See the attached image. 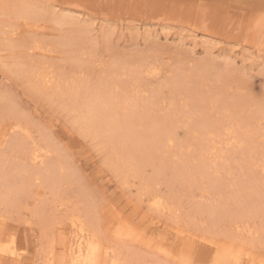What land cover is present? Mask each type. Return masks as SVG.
I'll return each mask as SVG.
<instances>
[{"label":"rangeland","instance_id":"obj_1","mask_svg":"<svg viewBox=\"0 0 264 264\" xmlns=\"http://www.w3.org/2000/svg\"><path fill=\"white\" fill-rule=\"evenodd\" d=\"M71 35L77 53L57 45ZM98 95L137 136L85 126ZM263 105L264 0H0V247L23 249L0 264H69L94 241L99 264H264Z\"/></svg>","mask_w":264,"mask_h":264},{"label":"bare ground","instance_id":"obj_2","mask_svg":"<svg viewBox=\"0 0 264 264\" xmlns=\"http://www.w3.org/2000/svg\"><path fill=\"white\" fill-rule=\"evenodd\" d=\"M23 6V5H22ZM21 7V6H20ZM26 12H20L16 17H17V19L16 20H18L19 21V25H20V27L23 29V30H33V29H37L38 28V26H39V23L41 22V20H42V18H43V14H40V13H36V12H33L32 10L30 11V10H25ZM53 22H54V24L56 23V24H58V25H60V24H62V23H66L63 19L61 20V19H58V18H54V20H53ZM78 33L80 32V31H77ZM80 34H82V33H80ZM71 37H73V38H71ZM76 40H75V37H74V35L72 36H66L65 38H64V40L63 41H61L60 43L58 42L57 43V45L58 46H60V47H65V48H67V47H74L73 45L75 44L76 45V48L74 49V52H78L79 50H78V47H77V41L75 42ZM44 70V69H43ZM201 72H203V71H201ZM40 73V72H39ZM204 74V73H203ZM188 75V74H187ZM196 75V74H195ZM44 76H46V75H37V77H43L44 78ZM201 76H202V73H201ZM196 79V78H195ZM50 80V79H49ZM48 80V81H49ZM52 81V80H51ZM50 81V82H51ZM43 84H46V83H43ZM53 85V84H52ZM174 85V84H173ZM47 87H48V84L46 85ZM43 88H45V87H43ZM48 89V88H47ZM59 89V88H58ZM95 93V92H94ZM98 94H100L99 92H98ZM104 95V94H103ZM103 95H101V97L98 95V97H96V98H89V97H86V96H84V98H83V100L82 101H80V117H81V120H82V122L85 124V126L88 128V129H90L92 132H96V130H98L99 128H102L105 132L104 133H108L109 131L110 132H113V133H117V132H121L122 134H125L126 136H129V135H132V136H137L136 134H137V132H136V128H137V126H136V124H135V121L133 120V119H130L129 120V117H128V120L127 121H124V122H122V123H119V122H116L115 121V119H108V117H109V115H108V113H109V110H108V108H107V106H111L112 104H110V103H108V101H106L105 99H102V98H104V96ZM106 95V94H105ZM83 97V96H82ZM76 100V99H75ZM123 101V100H122ZM124 102V101H123ZM263 102V101H262ZM231 104V103H230ZM229 104V105H230ZM260 104H262V103H260ZM203 105V104H202ZM233 105V104H232ZM236 105H238V103L236 104ZM241 105H242V103H241ZM245 104L243 103V106H244ZM226 106H227V104H226ZM226 106H225V108H226ZM239 106V105H238ZM254 106V105H253ZM257 107H259L258 105H256ZM260 106H262V105H260ZM264 106V105H263ZM233 107V106H232ZM242 107V106H241ZM245 107V106H244ZM244 107H243V109H244ZM252 107V106H251ZM125 108V107H124ZM123 108V109H124ZM229 108V107H228ZM234 108V107H233ZM232 108V109H233ZM255 108V107H254ZM259 109V108H258ZM202 110V109H201ZM229 111H231V110H229ZM229 111L227 112L226 110H224V112H220V113H222V114H220V115H223V114H225V119L224 120H228L229 122H230V120L229 119H231V117H229L228 115L230 114L229 113ZM260 111H261V113H263V111L260 109ZM236 112V111H235ZM125 113V112H124ZM218 113H219V111H218ZM227 113H228V115H227ZM234 113V112H233ZM237 114V113H236ZM249 114V113H248ZM186 115V114H185ZM226 115L229 117V118H227L226 117ZM238 115V114H237ZM259 115V114H258ZM142 116V115H141ZM178 116V115H177ZM217 114H215V116H214V119H213V121L217 118V117H220L219 115L217 116ZM254 116H256V115H254ZM261 116H262V114H261ZM224 117V116H223ZM236 117V116H235ZM142 118V117H141ZM188 118V117H187ZM144 119V118H143ZM218 119V118H217ZM216 119V120H217ZM240 119V118H239ZM243 119V118H242ZM186 120V119H185ZM215 120V121H216ZM220 120H222V119H220ZM232 120V122H231V124H233V123H235L236 121L234 120V119H231ZM237 120V119H236ZM246 120V119H245ZM244 120V121H245ZM205 121V120H204ZM207 121V120H206ZM227 121V123H229ZM234 121V122H233ZM240 121V120H239ZM238 121V124L239 123H241V122H239ZM246 121H248V120H246ZM176 122H178V120L176 121ZM188 122V121H187ZM190 122V121H189ZM127 123V124H126ZM142 123V122H141ZM151 123V122H150ZM223 123V122H222ZM224 123H225V121H224ZM223 123V124H224ZM226 123V124H227ZM192 124V123H191ZM209 124V123H208ZM222 124V125H223ZM230 124V123H229ZM228 124V125H229ZM231 124H230V126H228V127H226L227 129L228 128H230L231 127ZM142 125V124H141ZM157 125V124H156ZM235 125H237L236 123H235ZM240 125V124H239ZM238 125V126H239ZM214 126V125H213ZM217 126H218V123H217ZM220 126V125H219ZM251 125H246V129H249L248 127H250ZM154 127V126H153ZM152 127V128H153ZM206 128V125L204 124V122L203 121H200V122H198L197 123V125H196V128L200 131L201 129H202V131H203V128ZM204 128V129H205ZM219 128V127H218ZM225 128V129H226ZM232 128L233 127H231L230 129L232 130ZM235 128H239V127H235ZM145 129V128H144ZM155 129V128H154ZM209 129V128H208ZM213 129V128H212ZM211 129V130H212ZM215 129V128H214ZM221 130H222V132H224L223 130H224V128L223 127H221L220 128ZM150 130V129H149ZM206 130V129H205ZM204 130V131H205ZM210 130V129H209ZM211 130H210V132H211ZM151 131V130H150ZM173 131V130H172ZM227 131V133L230 131H228V130H225V132ZM245 131V130H244ZM152 132V131H151ZM215 132H217V131H215ZM237 132V131H236ZM173 132H171V130L170 129H168V127L167 126H163L162 128H160V129H158L157 130V132H156V134H155V136L153 137V139L155 140L154 141V143L156 144V146H157V148H159V149H161L162 147H163V145H164V143H167L169 140H170V137H171V134H172ZM205 133H207V131H205ZM220 132H217V135H219V137L222 139V137H224V134L222 135V137H221V135L219 134ZM227 133H225V134H227ZM235 132H233V135H235L234 134ZM244 133V134H243ZM242 133V135H243V137L245 136H247V130L245 131V132H243ZM246 133V134H245ZM209 134H213L214 135V133H209ZM229 134V133H228ZM1 135V134H0ZM199 135V134H198ZM213 135H212V137H213ZM216 135V138L218 137ZM230 135V134H229ZM241 135V136H242ZM174 136V135H173ZM209 136V135H208ZM239 136V135H238ZM203 137H205V136H203ZM211 137V138H212ZM214 137H215V135H214ZM206 138H207V136H206ZM209 138H210V136H209ZM220 138H217L218 140H220ZM231 138V137H230ZM232 138H234V137H232ZM242 138V137H241ZM106 139V138H105ZM236 139L237 140H239L240 141V139H238V137H236ZM246 139H247V141L249 142V141H252V140H250V138H244V140L246 141ZM249 139V140H248ZM133 140H134V138H133ZM193 140V139H192ZM204 140V139H203ZM216 140V139H215ZM235 140V139H234ZM242 140H243V138H242ZM243 140V142H245ZM173 141V140H172ZM207 141V140H206ZM222 141V140H221ZM137 142V141H136ZM144 142H145V140H144ZM149 142V141H148ZM204 142H205V140H204ZM211 142V141H210ZM241 143H243L242 141H240ZM255 142V141H254ZM150 143V142H149ZM208 143V142H207ZM212 143V142H211ZM169 144V143H168ZM172 144V143H171ZM200 144V143H199ZM203 144V143H202ZM206 144V143H205ZM208 144H210V143H208ZM215 144V145H214ZM213 144V146L214 147H212V149H214L215 148V146L217 145V143H214ZM237 144H239L240 145V143L238 142V143H236V145ZM250 145V142H249V144L246 142V143H243V145H244V147H245V145ZM133 145H135V143H133L132 144V146ZM239 145H237V147H239ZM243 145L242 146H240L239 148H243ZM246 145V146H247ZM252 145L254 146V143L252 142ZM210 146H212V145H210ZM261 146V145H260ZM165 147H167V146H165ZM198 147V146H197ZM200 147V146H199ZM199 147H198V149H199ZM236 147V148H237ZM257 147V146H256ZM143 148V147H142ZM209 148V147H208ZM249 148V147H248ZM247 148V150H249ZM196 149V148H195ZM205 149H206V147H205ZM210 149V148H209ZM212 149H210L209 151L207 150V154H211V151H212ZM255 149H257V148H254V150ZM202 149H200V152H202L201 151ZM215 150H218V152L221 150H219V148H216ZM242 150V149H241ZM214 151V150H213ZM140 152V151H139ZM156 152V151H155ZM218 152H216V153H218ZM242 152V151H241ZM241 152L239 153V154H241ZM247 152V151H246ZM245 152V153H246ZM248 152H250V151H248ZM248 152H247V155H249L248 154ZM258 152V151H257ZM262 152H264V149H263V151ZM154 153V152H153ZM158 153H160V152H157L156 154H158ZM203 154L205 153V151H203L202 152ZM215 153V154H216ZM220 154H221V152H219ZM251 153H254V151L253 152H251ZM121 154H123V153H121ZM202 154V155H203ZM243 154V153H242ZM152 155V154H151ZM159 155V154H158ZM163 155V154H162ZM205 155V154H204ZM212 155H213V153H212ZM256 155V154H255ZM264 156V154L262 153L261 154V156ZM120 156V155H119ZM149 156V155H148ZM156 156V155H155ZM213 156H215V155H213ZM236 156H237V154H236ZM121 157V156H120ZM201 157V156H200ZM210 157V156H209ZM220 157V156H219ZM247 157V156H246ZM254 157H256V156H254ZM145 158V157H144ZM150 158V157H149ZM240 158V157H239ZM33 159V158H32ZM35 159H36V157H35ZM152 159V158H151ZM154 159V158H153ZM221 159V158H220ZM233 159V158H232ZM215 160V159H214ZM214 160H212V161H210V162H212V164L211 165H213V163L215 164V162H214ZM240 160V159H239ZM245 160V159H244ZM243 160V161H244ZM257 160V159H256ZM137 161V160H136ZM151 161V160H150ZM149 161V162H150ZM195 161V160H194ZM233 161V160H232ZM235 161V160H234ZM234 161L232 162L233 164H234ZM250 161V160H249ZM247 162V164H250L249 166L250 167H252L253 168V166H256V165H253V164H251L250 162ZM138 162V161H137ZM163 162V161H162ZM198 162V161H197ZM224 163V162H223ZM223 163H222V165H223ZM236 163V162H235ZM246 163V162H245ZM244 163V164H245ZM142 164V163H141ZM190 164V163H189ZM195 164V163H194ZM202 164H204V162L202 163ZM218 164H221V162L220 163H218ZM240 164H243L242 163V161H241V163ZM246 164V165H247ZM258 164H261V163H258ZM153 165V164H152ZM191 165V164H190ZM197 165V164H196ZM220 166V167H222L223 169H225V167H223V166ZM141 166H143V165H141ZM149 166V165H148ZM154 166V165H153ZM152 166V167H153ZM157 166H158V164H157ZM155 167V166H154ZM153 167V168H154ZM195 167V166H194ZM193 167V168H194ZM219 167V168H220ZM196 168V167H195ZM201 168V167H200ZM199 168V171H201V172H204V171H202L203 169H206V167L205 166H203V169H200ZM210 168V167H209ZM255 169L256 168H258V167H254ZM262 168H264L263 167V165H262ZM215 169H218V168H215ZM185 170V169H184ZM212 170H214V166H213V169ZM211 170V171H212ZM220 169H218V171H215L216 173L218 172H221L222 171V169H221V171H219ZM238 170H240V169H238ZM250 170V169H249ZM157 171V170H156ZM183 171V170H182ZM190 171V170H189ZM137 172V171H136ZM205 172H206V170H205ZM213 172V171H212ZM214 172V173H215ZM228 172V171H227ZM230 172V171H229ZM244 172V171H243ZM252 172V171H251ZM174 173H176V171L174 172ZM190 173V172H189ZM207 173V172H206ZM210 173V172H209ZM224 173H225V171H224ZM26 174V173H25ZM141 174V173H140ZM181 174H183L182 172H181ZM202 174V173H201ZM220 174V173H219ZM218 174V175H219ZM136 175V174H135ZM139 175V174H138ZM178 175V174H177ZM206 175H209L210 176V174H206ZM227 175V174H226ZM204 176L205 175H203L202 174V178L203 179H205L204 178ZM216 176V175H215ZM219 176H221V175H219ZM219 176H217V178H219ZM206 177V176H205ZM255 177H257L258 178V176H256V174H255ZM182 178V177H181ZM210 177H208V179H209ZM245 178V177H244ZM254 179H256V178H254ZM260 179H262V176H260L259 177V179L258 180H260ZM220 180H221V178H220ZM258 180H257V182H258ZM206 181V180H205ZM209 181L211 182L212 180L211 179H209ZM214 181V180H213ZM213 181H212V183H213ZM243 181V180H242ZM264 181V180H263ZM215 182H216V179H215ZM251 182V181H250ZM256 181H254V182H251V183H253V185H256V184H254ZM209 183V182H208ZM217 183V182H216ZM218 184V183H217ZM244 184V183H243ZM257 184H259V183H257ZM263 184V183H262ZM211 185V184H210ZM213 185V184H212ZM221 186L223 185V186H226V185H224V184H220ZM238 185V184H237ZM249 185V184H248ZM260 186H261V184H259ZM219 186V185H218ZM222 186V187H223ZM228 186V185H227ZM230 186V185H229ZM231 186H234V184L232 185L231 184ZM239 186V185H238ZM235 187V186H234ZM244 187V186H243ZM251 187V186H250ZM257 187V186H256ZM263 187V186H262ZM220 188V187H219ZM225 188V187H224ZM228 188V187H227ZM235 188H240V187H235ZM235 188H233L232 190H235ZM241 189V188H240ZM248 189H249V187H248ZM248 189H247V191H246V193L247 192H249L248 191ZM213 190H215V189H213ZM218 190V189H217ZM232 190H231V192H232ZM236 190H239V189H236ZM246 190V189H245ZM254 190V189H253ZM251 191V190H250ZM254 191H258V189L257 190H254ZM228 192V191H227ZM233 192H235V191H233ZM240 192V191H239ZM252 193H253V191H251ZM261 192V191H260ZM264 192V191H263ZM236 193H237V191H236ZM250 193V192H249ZM258 194H262V192L261 193H259L258 192ZM244 196V195H243ZM249 196V195H248ZM259 196V195H258ZM234 197H236V196H234ZM245 197H247V194L245 195ZM249 198V197H248ZM254 198H256V197H254ZM253 198V199H254ZM229 199H230V197H229ZM228 199V200H229ZM262 199V200H261ZM233 200V199H232ZM255 200V199H254ZM231 202V201H230ZM244 202V201H243ZM257 204H256V208L254 209V212H255V210H256V212H261L260 210H264V199L263 198H260V199H258V200H256L255 201ZM254 202V203H255ZM215 203H217V202H215ZM213 204V205H215V207L217 206L216 204ZM219 203V202H218ZM260 203V204H259ZM223 204H225V203H223ZM222 203H221V205H223ZM238 204V203H237ZM244 204V203H243ZM242 204V205H243ZM236 205V204H235ZM250 205V204H249ZM220 206V205H219ZM218 207V206H217ZM216 207V208H217ZM238 207V206H237ZM251 207V206H250ZM228 208V207H227ZM235 208H236V206H235ZM248 208H249V206H248ZM207 209V208H206ZM209 209L210 210H207V211H210V212H213V213H215L217 210L216 209H212L211 210V208L209 207ZM250 210V209H249ZM249 210H248V214L250 213L249 212ZM225 211V210H224ZM243 211V210H242ZM241 211V212H242ZM244 211H246V209L244 210ZM243 211V212H244ZM209 212V213H210ZM220 212V211H219ZM224 213V212H223ZM239 213V212H238ZM263 213H264V211H263ZM235 214V213H234ZM236 215H237V213H236ZM244 215V214H243ZM247 215V214H246ZM245 215V216H246ZM214 217V216H213ZM222 217V216H221ZM242 220V219H241ZM236 221V220H235ZM242 222V221H241ZM83 227V226H82ZM78 232V231H77ZM82 236V235H81ZM77 237V236H76ZM75 237V238H76ZM84 237V236H83ZM85 237H87V236H85ZM10 238V239H9ZM9 239V240H8ZM8 239L6 240V242H4V243H2V246L0 247V260H2L3 262L4 261H9L10 263H17V261H18V263L20 262L19 260H18V256H19V254H18V251H22L23 249L22 248H18V247H16V243H15V241L12 239V237H8ZM75 241V240H74ZM84 241L85 240H83L82 241V243H84ZM87 241V240H86ZM85 241V242H86ZM92 241V240H91ZM77 242H80V239H79V241H78V238H77ZM95 242V241H94ZM87 243L86 244V248L84 249L83 248V246H81L80 245V243H79V245L77 246V248H76V250H75V252H73V256L72 257H74L73 259H72V257H71V263H69V264H94V263H97V264H99L98 262L100 261V259H102L101 257L104 255L105 256V252L104 253H102L103 251L101 250V246H98V244H95V243ZM97 243V242H96ZM76 245V244H75ZM72 247H74V246H72ZM71 247V248H72ZM70 248V249H71ZM81 249H84V251H82ZM69 251V250H68ZM72 251H74L73 249H72ZM69 252H71V251H69ZM68 252V253H69ZM72 255V254H71ZM65 256V255H64ZM104 256H103V258H104ZM67 258V257H66ZM102 261V260H101ZM104 261V260H103ZM52 262V261H51ZM50 264H52V263H50ZM102 264V263H101ZM103 264H104V262H103ZM109 264H118L115 260H113V261H111Z\"/></svg>","mask_w":264,"mask_h":264}]
</instances>
